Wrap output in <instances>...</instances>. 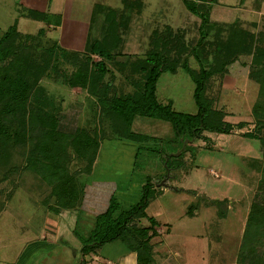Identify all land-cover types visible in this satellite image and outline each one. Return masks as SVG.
Returning a JSON list of instances; mask_svg holds the SVG:
<instances>
[{
    "label": "rangeland",
    "instance_id": "374dc122",
    "mask_svg": "<svg viewBox=\"0 0 264 264\" xmlns=\"http://www.w3.org/2000/svg\"><path fill=\"white\" fill-rule=\"evenodd\" d=\"M72 1L75 20L71 27L74 25L73 33L77 31L76 50L81 51L71 49L56 27L60 17L53 12L61 14L63 0H45V9L38 7L45 12V22L27 17L33 0H0V40L16 22L24 36L17 54L0 60L5 85L10 88L25 81L32 87L25 107L14 108L11 114L4 112L9 95L0 92V264H80L81 244L74 231L83 241L88 239L97 218L107 211L118 192L131 194L130 199L123 200L125 209L138 203L147 176L154 180L155 195L146 214L158 223L156 234H151L152 264H242L239 253L250 214L256 204L264 205V88L250 78L251 72L260 71L253 65L252 56L237 57L229 66V74L215 75L206 86L205 97L233 126L231 134L206 131L201 139L190 138L195 142L188 143L185 153L175 158V167L166 171L163 160L173 157L184 145L172 124L137 116L130 125L137 141L121 138L114 131L113 121L101 113L91 90L69 85L80 66L73 56H88V44L105 35L108 24L100 10L93 16L91 36L82 47L87 18L95 4L123 15L122 44L106 61L109 73L104 82L111 83L110 95L127 97L136 92V83L145 81V73L136 71L135 65L141 68L146 64L155 32L165 37L170 31L173 36L179 35L188 47L183 60L188 62L189 70L200 72L193 50L202 38L200 19L187 10L182 0ZM261 1L211 3L207 42L214 41L219 28L237 22L264 48ZM140 2L144 7L141 12ZM213 54L212 46L199 50L204 66L213 65ZM176 56L173 51L172 59ZM93 61L102 59L95 56ZM38 65L45 66L42 74L35 71ZM195 89L190 73L180 66L176 73L161 76L157 99L175 112L194 116L198 113ZM40 111L58 121L59 134L52 132V139L47 140L50 148L61 152V157L58 152L53 155L56 159L46 158L37 149L52 130L33 117ZM247 135H255L256 139ZM86 137L97 143L93 163L92 154L88 157L90 153L78 152L77 146L85 143ZM57 170L58 177H69L72 182L77 196L74 200L60 198ZM134 223L151 226L148 219ZM257 223L262 225L256 244L257 263L264 264V221ZM128 252L126 246L116 242L88 260L91 264H122L119 261Z\"/></svg>",
    "mask_w": 264,
    "mask_h": 264
},
{
    "label": "trees",
    "instance_id": "16d2710c",
    "mask_svg": "<svg viewBox=\"0 0 264 264\" xmlns=\"http://www.w3.org/2000/svg\"><path fill=\"white\" fill-rule=\"evenodd\" d=\"M123 1L126 2V0ZM182 1L187 10L201 21L200 34L202 38L198 45L193 48L195 57L201 65L200 72L189 70L188 62L183 60L182 55L188 51V47L185 46L179 35L173 36L170 31V36L165 37L155 32L152 35V49L146 55V64L142 65L141 68L135 65L136 71L140 70L145 73V81L136 83V92L123 98L110 95L111 83H105L104 80L109 73L106 61H110L113 58L115 51L122 44L120 29L123 28L124 17L123 15L119 16L115 10L105 9L100 5H96L94 8L93 16L101 10L104 13V21L106 25L108 24V27L105 29V35L102 40H96L88 44L86 48L88 56H73L75 62H80V66H78L77 71L69 80V85L71 87L81 86L84 89L91 90V93L99 101L101 113L113 121L114 131L121 138L137 141L138 137L130 132V125L137 116L169 122L172 124L175 134L179 141H182V144L186 140H190V138L201 139L202 133L206 131L220 135H230L233 126L224 121L221 113L214 110L211 101L205 97V93L209 81L217 74L223 76L229 74V66L241 55L252 56L253 65L260 71L251 72L250 78L259 81L264 88V48L259 47L256 38L235 22L225 28H219L216 38L212 43H209L207 40L210 34L211 3L215 0ZM139 6L141 12L144 8L142 2L139 3ZM27 17L35 21H46L45 13L34 10H29ZM39 34L42 33L40 32ZM23 38L24 36L20 33L16 22L0 40V60L4 61L14 57L22 46L20 42ZM173 39H175V42H173ZM208 46H212L214 49L213 57L210 60L213 65L206 67L200 58L199 50L206 49ZM173 51L177 53L175 60L172 59ZM50 52V54H53V51ZM95 56L101 58L102 61L95 63L93 61ZM173 64H175L174 69L172 68ZM180 66L190 73L196 84L194 100L198 107V113L194 116L175 112L170 105L164 106L157 99V85L161 76L166 72L176 73ZM261 66L262 69H260ZM44 67L38 65L35 68L37 74H42ZM259 77H262V79H259ZM5 83L3 74L0 71V92L2 96L4 94L9 95L5 107L7 111L4 109V112L11 114L14 108L18 107L21 109L25 107L32 87L25 81L13 84L10 88ZM255 112L259 117L260 114L257 108H255ZM30 113L33 114L35 112L30 110ZM48 116L44 111L33 115L41 125H45L46 128H52L50 134L47 133L45 140L39 144L40 146L37 149L44 153L46 158L47 156H52L56 159L53 155L58 152L61 157V152L58 149L50 148L47 140L49 138L52 139V132L54 135L59 134L57 130L58 121L55 117L50 118ZM46 118H49V122L46 121ZM4 133L6 134V132ZM247 136L256 139L255 135ZM77 148L80 149L78 152L83 155L84 153H90L88 155L90 157L92 154L91 163H93L97 150V143L94 139L86 137L85 143H80ZM176 160L169 156L163 160V163L166 164V171L175 167ZM58 175H60L59 171L57 172V177ZM58 179L61 182L60 198L67 197L74 200L77 197L76 191L72 187L69 177L64 179V177L61 178L60 176ZM153 181V178L146 177L145 184L141 187L138 203L132 204L129 209L124 208L123 200L125 198L130 199L131 194L128 195L127 191L116 193L117 197H112L107 211L97 218L96 228L91 232L88 239L83 241L81 235L74 231L77 241L81 244L80 254L82 260L80 264H89V256L98 254L104 246L116 242H121L129 251L136 254L137 264H152L154 262L151 234H156L154 230L158 223L154 218H149L146 214L150 200L155 195L154 185H152ZM137 186L139 185L132 186V188L136 190ZM128 191L130 192L131 190L128 189ZM141 219H148L151 226L144 228L134 223ZM260 219L264 221V205L256 204L250 214L240 248L239 262L242 264H258L259 257H257L256 244L259 242L261 234L259 228L262 225L257 223V221ZM260 222L262 223V221Z\"/></svg>",
    "mask_w": 264,
    "mask_h": 264
},
{
    "label": "crops",
    "instance_id": "0c3cea01",
    "mask_svg": "<svg viewBox=\"0 0 264 264\" xmlns=\"http://www.w3.org/2000/svg\"><path fill=\"white\" fill-rule=\"evenodd\" d=\"M43 1L45 2V0H33V4L31 6L32 8H30L29 10H34V11H38V12H41V13H45L44 11H41L38 8V7H40L41 9H45V5L43 6V4H42ZM52 1L57 3L60 0H52ZM241 1L243 3L246 0H241ZM261 2L262 3L260 5V7L262 6V9H263L262 11H264V1H261ZM74 6H75L74 1H72V0H63V7L64 8H63L61 14L56 13V12H53V14L58 15L60 17L59 24L56 27H57V29H61V31H62L61 32L62 33V35H61L62 40L64 39V41H66L70 45L69 47H71V49H73V50L75 49L76 50L77 48L75 47V44H76V41H77V36H75V35H76L77 31H75L73 33V31L75 30L74 29V25L71 27L72 22L75 20V18L73 16ZM95 6H96V4L93 6V8L90 11L89 16L87 18V23H86L87 31H86V35H85V38H84V42L82 44L83 48L85 47V45H87L88 39L91 36V28H92V21H93V11H94ZM259 9H260L259 11H261V8H259ZM67 23H69V24H67ZM52 27H54V26H52ZM71 33H72L73 36L71 35ZM66 36L69 37V41H67L68 38ZM76 51H81V50H76ZM104 247H103V249H104ZM121 249H124L123 246L121 247ZM93 261L94 262L98 261V258L95 257V259ZM108 263H110V262H108ZM119 263H122V264H137V256H136L135 253H132L131 251H129L119 261ZM89 264H91V262Z\"/></svg>",
    "mask_w": 264,
    "mask_h": 264
},
{
    "label": "water",
    "instance_id": "95a60500",
    "mask_svg": "<svg viewBox=\"0 0 264 264\" xmlns=\"http://www.w3.org/2000/svg\"><path fill=\"white\" fill-rule=\"evenodd\" d=\"M194 142H195L194 139L191 140V141H190V140H186V141L184 142L183 148H182L180 151H178L176 154H173V155H172L173 158H177V157H179V156L183 153V151H184L186 145H187L188 143H194ZM169 178H170V177L168 176V178H167L166 180L169 181ZM165 186L168 187L169 184H168V185L165 184Z\"/></svg>",
    "mask_w": 264,
    "mask_h": 264
}]
</instances>
